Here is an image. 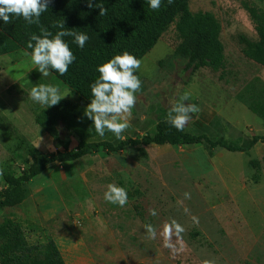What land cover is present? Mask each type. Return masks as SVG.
<instances>
[{
    "label": "rangeland",
    "instance_id": "obj_1",
    "mask_svg": "<svg viewBox=\"0 0 264 264\" xmlns=\"http://www.w3.org/2000/svg\"><path fill=\"white\" fill-rule=\"evenodd\" d=\"M189 6L193 13H212L221 24L223 65L215 69L207 62L191 61V46L174 23L135 73L142 87L136 93L131 127L122 140L155 135V124L166 120L169 100L188 93L185 104H194L200 111L190 114L192 119L184 130L224 138L241 147L243 139L246 142L254 136L257 120L264 121V66L245 55L247 42L260 40L251 9L264 13V0H190ZM25 53L19 50L0 56V194L7 186V176L18 177L31 166L32 149L50 155L75 150L84 141L67 121L45 119L56 137L39 123V116L50 108L29 98L32 87H59L68 94L62 100L75 106L83 122L88 119L84 115L87 104L55 76L34 72L35 65ZM201 115L211 121L209 126H200ZM40 137L41 145L36 148L34 142ZM103 140L122 141L107 130ZM252 150H211L203 142L127 147L120 153L100 151L74 162L48 165L25 189L33 190L35 203L49 194L58 206L61 194L73 195V214L82 216L73 215V220L82 227L88 219L99 220L92 226L107 228L111 237L106 241L112 250L116 246L117 264H264V147ZM53 183L67 187L42 191ZM110 183L126 189L128 203L123 208L104 200ZM185 192L191 193V199L184 198ZM149 209H156L158 215H150ZM8 213L0 211V224L12 217ZM11 213L18 222L29 224L20 206ZM191 215L199 218V224L193 223ZM173 219L185 229L181 234L184 250L175 255L163 246L159 234L164 223ZM146 224L157 229L155 240L148 238ZM38 236L34 233L29 241L37 242ZM172 243L180 247L175 234Z\"/></svg>",
    "mask_w": 264,
    "mask_h": 264
},
{
    "label": "trees",
    "instance_id": "obj_2",
    "mask_svg": "<svg viewBox=\"0 0 264 264\" xmlns=\"http://www.w3.org/2000/svg\"><path fill=\"white\" fill-rule=\"evenodd\" d=\"M107 8V14L99 16V8H88L86 0H50L48 10L40 17V24L29 25L23 17L11 16V22L5 24L0 19V56L24 50L30 53L27 43L32 34L41 35V28H46L55 35L60 31L53 25L64 22V30L85 33L89 36L83 49L72 43L73 38L63 37L69 44L76 60L69 66L68 72L60 76L51 72L72 95L81 102H91L90 85L99 73L98 65L124 51L142 60L159 42L162 35L176 23L178 34L191 46V61L207 62L218 69L223 65V45L220 41L221 24L209 12L193 13L190 0H174L168 4L162 0L158 11L152 10L146 0H93ZM251 15L257 24L259 42H247L245 55L252 61L264 66V13L251 9ZM34 43V42H33ZM67 121L71 129H78L82 141L78 148L71 151L44 155L32 149L31 166L18 177L7 176L6 188L1 192L0 211L21 205L26 199L25 186L41 175L48 164L66 163L80 160L100 151L120 153L127 147L150 145H196L208 144L211 150L218 148L231 152H244L246 149L225 141L224 138L212 139L207 135L196 136L185 130L177 131L174 127L160 120L155 135L142 138H127L114 144L103 140L95 132L93 122L82 121L75 106L61 100L39 116V123L44 125L55 137V130L45 125V119ZM82 123V124H81ZM263 142L264 137L255 136L252 145ZM38 232L42 241L31 243L29 235ZM0 264H66L54 238L45 229L36 226H23L13 217H7L0 224Z\"/></svg>",
    "mask_w": 264,
    "mask_h": 264
},
{
    "label": "clouds",
    "instance_id": "obj_3",
    "mask_svg": "<svg viewBox=\"0 0 264 264\" xmlns=\"http://www.w3.org/2000/svg\"><path fill=\"white\" fill-rule=\"evenodd\" d=\"M149 7L158 11L162 0H146ZM168 4L174 3V0H167ZM50 0H0V19L5 24L11 22V16L23 17L29 24H40V17L49 8ZM88 8H99V16L107 14V8L93 0H86ZM61 29L52 34L46 28H41V35L32 34L27 48L31 49V63L36 66L42 77H48L51 72H57L62 77L67 74L69 66L76 60L68 43L63 39L65 36L72 37V43L83 49L89 36L85 33L64 30V22H57L53 25ZM34 42V43H33ZM141 60L135 55L124 51L110 58L107 62L97 66L98 78L91 83V102L84 110V115L93 122L95 132L101 138L105 136V131L112 133L117 140L124 139L125 133L131 127L132 109L136 106V93L141 90L142 81L135 73L141 67ZM29 98L41 105L50 108L60 103L62 99L68 96L62 93L59 87L53 84H38L32 87L28 93ZM190 98V94L185 93L179 99L169 100V111L166 122L177 131H183L192 115L200 111L194 104H185ZM42 137L35 141L36 148L40 147ZM185 199H191V193H184ZM104 200L108 203L118 205L123 208L128 203V193L125 188L110 183L104 193ZM182 203V201H179ZM150 215L157 216L156 209H149ZM185 214L190 210L184 208ZM194 224H199V218L191 215ZM149 239L157 238V229L151 225L144 226ZM185 231L184 227L175 219L170 223L165 222L160 236L163 238V246L171 250L175 255L184 250L181 234ZM173 234L177 237L180 247L172 243ZM204 264H212L211 261H205Z\"/></svg>",
    "mask_w": 264,
    "mask_h": 264
},
{
    "label": "crops",
    "instance_id": "obj_4",
    "mask_svg": "<svg viewBox=\"0 0 264 264\" xmlns=\"http://www.w3.org/2000/svg\"><path fill=\"white\" fill-rule=\"evenodd\" d=\"M33 71L39 70L35 66ZM50 75L52 74L50 73ZM197 121L201 127L209 126L211 122L206 119L205 115H201ZM156 126L157 124H155V128ZM253 130L254 136L247 139V143L243 139L241 147L244 149L252 147V151L258 152L263 149L264 143L258 142L252 145V142L255 136L264 137V121L261 118L257 120ZM50 187L57 191L63 190L67 185L48 184L44 186L42 191H46ZM32 198L33 190L27 188L25 201L16 207L20 206L23 209L30 225H36L48 231L59 246L66 264H117L118 251L116 246L112 250L111 247L113 246H110V243L106 241L111 237L108 230H106L107 228L104 226L99 227V230L97 228L94 229L92 223L99 220L88 219V225L84 227L80 225L77 219L73 220V215L75 218L82 217L79 213L73 214V195L61 194L60 206L52 204L51 195L49 194L40 196L36 203ZM16 207L6 208L5 210L9 211L8 215L14 217L11 211ZM29 224L22 225L27 227L30 226ZM33 236L34 233L30 234L29 240ZM38 238V241L43 240L41 236H38Z\"/></svg>",
    "mask_w": 264,
    "mask_h": 264
}]
</instances>
